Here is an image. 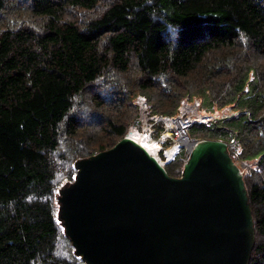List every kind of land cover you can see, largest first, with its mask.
<instances>
[{
    "label": "trees",
    "instance_id": "16d2710c",
    "mask_svg": "<svg viewBox=\"0 0 264 264\" xmlns=\"http://www.w3.org/2000/svg\"><path fill=\"white\" fill-rule=\"evenodd\" d=\"M137 94L148 113H174L184 95L233 111L188 134L234 139L232 159L249 160L247 264H264V0H0V264H88L58 188L137 120Z\"/></svg>",
    "mask_w": 264,
    "mask_h": 264
},
{
    "label": "water",
    "instance_id": "95a60500",
    "mask_svg": "<svg viewBox=\"0 0 264 264\" xmlns=\"http://www.w3.org/2000/svg\"><path fill=\"white\" fill-rule=\"evenodd\" d=\"M130 127L77 158L73 180L58 188V218L75 253L88 264H247V161L232 159L227 140L201 137L171 175Z\"/></svg>",
    "mask_w": 264,
    "mask_h": 264
},
{
    "label": "built area",
    "instance_id": "2783aa9c",
    "mask_svg": "<svg viewBox=\"0 0 264 264\" xmlns=\"http://www.w3.org/2000/svg\"><path fill=\"white\" fill-rule=\"evenodd\" d=\"M135 100L138 102L140 110H139V116L136 121H139L141 118L142 112H144L145 116L144 119L148 122V125H145L141 127L139 130L140 132L146 134L148 138L151 140H154L157 144L156 146V154L161 158L158 159L165 164L166 162L173 159L178 153H180L181 149H184L185 153L183 156V159H185L188 151L193 146L195 141L199 137L190 136L188 134V127L192 121H203L208 118L209 115L206 117L198 116L196 114L198 111L196 108V105L200 103V100H196L195 105L192 106V109H188L185 107V98L180 99V103L178 105V112L167 115V114H157V113H148L147 103L145 101L144 95L138 94L135 98ZM201 113V112H200ZM148 117V118H147ZM152 119L153 121H150L149 119ZM149 120V121H148ZM161 120L163 124V129L158 133V135L152 134V127L151 124H154V121ZM132 124H130L131 126ZM135 125V124H133ZM168 127L169 132L163 133V130ZM168 141L167 143H165ZM175 141L178 142L175 149L172 151L170 156H167L166 149L173 144ZM228 146H235L234 140L228 141Z\"/></svg>",
    "mask_w": 264,
    "mask_h": 264
},
{
    "label": "rangeland",
    "instance_id": "374dc122",
    "mask_svg": "<svg viewBox=\"0 0 264 264\" xmlns=\"http://www.w3.org/2000/svg\"><path fill=\"white\" fill-rule=\"evenodd\" d=\"M183 98H185V107L186 108H188L189 110L190 109H192L191 107L192 106H194L195 105V102H196V100H200V96H198V95H193L192 97H188L187 95H184L183 96ZM145 101H146V99H145ZM147 103V102H146ZM147 105H148V103H147ZM196 109L198 110V111H200V112H206V113H208L209 115H217V116H220V115H224V113H230V112H232V110H230V108L228 107V106H225V107H222V108H219V109H216L215 107H213V108H211V107H209V108H207V107H204V106H202L200 103L198 104V105H196ZM147 108H148V106H147ZM176 112H178V108H177V110H176ZM176 112H174V113H176ZM156 113V112H155ZM174 113H168L167 115H171V114H174ZM157 114H161V113H157ZM207 114V115H208ZM147 116V115H146ZM145 116V114H144V112H142V114H141V118L139 119V121H136V120H133L130 124H135L136 125V127L138 128H136L138 131L141 129V127H143V126H145V125H148V122L144 119V117H146ZM148 118V117H147ZM207 120V119H206ZM206 120H203V121H206ZM149 121V120H148ZM129 124V125H130ZM128 125V126H129ZM151 127H152V129H154V126H153V124H151ZM135 128V127H134ZM144 128V127H143ZM163 129V128H162ZM189 129V128H188ZM154 130H152V132H153ZM143 135V134H142ZM168 141H166L165 143H167ZM247 161V164H249L250 165V163H249V160H246ZM239 164H240V162H241V160L239 159L238 161H237ZM252 163V162H251ZM244 165V164H241L240 165V167L243 169V171L244 170H246L247 168H248V166L249 165ZM165 168V167H164Z\"/></svg>",
    "mask_w": 264,
    "mask_h": 264
},
{
    "label": "bare ground",
    "instance_id": "6f19581e",
    "mask_svg": "<svg viewBox=\"0 0 264 264\" xmlns=\"http://www.w3.org/2000/svg\"><path fill=\"white\" fill-rule=\"evenodd\" d=\"M196 114H198V116H202V117H206L207 113L206 112H197ZM135 127V128H134ZM136 125H131L128 133L129 135L135 139L136 141H138L139 143H141L148 151H151L152 153H154L156 155V157H158L159 159H161L157 154H156V142L154 140H151L150 138H148V136L140 131H138L136 129ZM169 129L168 127H166L163 130V133H168ZM143 134V135H142ZM178 144L177 141H175L173 144H171L167 149H166V153L167 156H170L172 151L175 149L176 145Z\"/></svg>",
    "mask_w": 264,
    "mask_h": 264
}]
</instances>
